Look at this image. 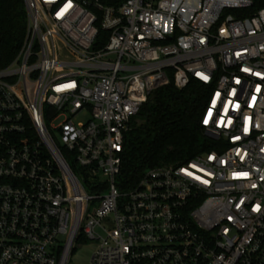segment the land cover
<instances>
[{
	"label": "built area",
	"instance_id": "built-area-1",
	"mask_svg": "<svg viewBox=\"0 0 264 264\" xmlns=\"http://www.w3.org/2000/svg\"><path fill=\"white\" fill-rule=\"evenodd\" d=\"M24 1L0 54V264H70L87 240L91 264H264V0ZM191 78L221 150L120 188L130 121Z\"/></svg>",
	"mask_w": 264,
	"mask_h": 264
},
{
	"label": "trees",
	"instance_id": "trees-1",
	"mask_svg": "<svg viewBox=\"0 0 264 264\" xmlns=\"http://www.w3.org/2000/svg\"><path fill=\"white\" fill-rule=\"evenodd\" d=\"M28 25L24 0H0V54L7 62L21 48ZM107 33L99 32V39ZM211 86L195 78L183 88L173 80L153 91L132 118L120 152L121 170L116 182L134 187L154 166L182 165L198 155L221 150L220 141L203 126Z\"/></svg>",
	"mask_w": 264,
	"mask_h": 264
},
{
	"label": "rangeland",
	"instance_id": "rangeland-1",
	"mask_svg": "<svg viewBox=\"0 0 264 264\" xmlns=\"http://www.w3.org/2000/svg\"><path fill=\"white\" fill-rule=\"evenodd\" d=\"M93 206L96 208L98 203L95 202ZM95 249L96 244L93 241L87 240L85 242L77 243L70 258V264H91V256Z\"/></svg>",
	"mask_w": 264,
	"mask_h": 264
},
{
	"label": "water",
	"instance_id": "water-1",
	"mask_svg": "<svg viewBox=\"0 0 264 264\" xmlns=\"http://www.w3.org/2000/svg\"><path fill=\"white\" fill-rule=\"evenodd\" d=\"M206 134L208 135V136H212L210 133H208V132H206Z\"/></svg>",
	"mask_w": 264,
	"mask_h": 264
}]
</instances>
